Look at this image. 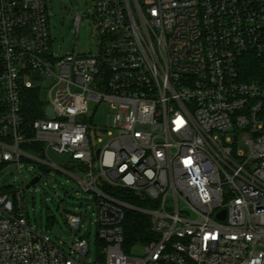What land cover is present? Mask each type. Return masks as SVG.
I'll return each mask as SVG.
<instances>
[{"label":"built area","instance_id":"1","mask_svg":"<svg viewBox=\"0 0 264 264\" xmlns=\"http://www.w3.org/2000/svg\"><path fill=\"white\" fill-rule=\"evenodd\" d=\"M92 18L96 52L59 56L46 0H0V172L54 169L93 194V264H264V0H95ZM91 103L115 111L107 129ZM128 212L150 222L142 257L122 247ZM88 253L28 226L21 182L0 187V264Z\"/></svg>","mask_w":264,"mask_h":264},{"label":"rangeland","instance_id":"2","mask_svg":"<svg viewBox=\"0 0 264 264\" xmlns=\"http://www.w3.org/2000/svg\"><path fill=\"white\" fill-rule=\"evenodd\" d=\"M95 0H46L51 36V50L59 56L76 53L88 55L96 52L99 36L93 25V6ZM82 15L79 28L75 26V17ZM40 98L48 101L47 91L41 90ZM110 104L89 106L88 118L95 127L107 129V117L114 114ZM115 133L103 136L99 147L109 141ZM48 157L56 166H61L68 158L56 152L49 151ZM40 180L32 187L26 185L35 177ZM73 177L79 178L76 173ZM20 182L23 187V204L28 226L35 231L51 238V241L64 252H70L71 244L85 239L89 244V253L82 257L76 256L85 264H93L99 254L97 226L95 223V199L93 194L84 193L77 182L54 169L49 173L40 171L32 164H22L20 176L16 167L11 166L0 172V187H17ZM68 214L81 217V228L71 229L66 223ZM131 256L142 257L144 246L136 245L127 252Z\"/></svg>","mask_w":264,"mask_h":264},{"label":"trees","instance_id":"3","mask_svg":"<svg viewBox=\"0 0 264 264\" xmlns=\"http://www.w3.org/2000/svg\"><path fill=\"white\" fill-rule=\"evenodd\" d=\"M38 104H42L39 99V94L36 91L28 92L26 99L23 100L24 118L26 122L39 116L36 111ZM123 229L124 242L122 247L124 251L130 250L136 245L146 243L151 236L149 220L135 212L126 213Z\"/></svg>","mask_w":264,"mask_h":264},{"label":"water","instance_id":"4","mask_svg":"<svg viewBox=\"0 0 264 264\" xmlns=\"http://www.w3.org/2000/svg\"><path fill=\"white\" fill-rule=\"evenodd\" d=\"M39 181V177H34L25 187V189H28L32 187L34 184H36Z\"/></svg>","mask_w":264,"mask_h":264}]
</instances>
